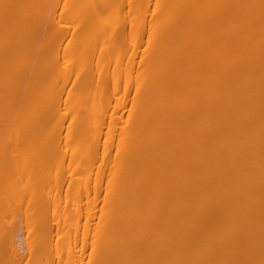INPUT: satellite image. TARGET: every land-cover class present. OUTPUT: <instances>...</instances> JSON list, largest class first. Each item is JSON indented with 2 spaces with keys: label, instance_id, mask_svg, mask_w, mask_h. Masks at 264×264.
I'll use <instances>...</instances> for the list:
<instances>
[{
  "label": "bare ground",
  "instance_id": "obj_1",
  "mask_svg": "<svg viewBox=\"0 0 264 264\" xmlns=\"http://www.w3.org/2000/svg\"><path fill=\"white\" fill-rule=\"evenodd\" d=\"M0 264H264V0H0Z\"/></svg>",
  "mask_w": 264,
  "mask_h": 264
},
{
  "label": "rangeland",
  "instance_id": "obj_2",
  "mask_svg": "<svg viewBox=\"0 0 264 264\" xmlns=\"http://www.w3.org/2000/svg\"><path fill=\"white\" fill-rule=\"evenodd\" d=\"M15 220L17 221V222H16L17 224H18V221H20L18 218L15 219ZM21 220H22V219H21ZM20 222H21V221H20ZM18 226H19V224H18ZM23 234L25 235L24 232H21V233H20V240L24 238V237H23V236H24ZM22 237H23V238H22ZM19 244H20V243H19Z\"/></svg>",
  "mask_w": 264,
  "mask_h": 264
}]
</instances>
